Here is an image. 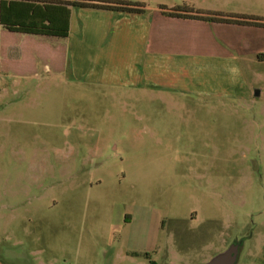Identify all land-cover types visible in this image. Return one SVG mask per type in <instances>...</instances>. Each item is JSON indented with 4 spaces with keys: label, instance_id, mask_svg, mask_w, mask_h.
Returning a JSON list of instances; mask_svg holds the SVG:
<instances>
[{
    "label": "rangeland",
    "instance_id": "1",
    "mask_svg": "<svg viewBox=\"0 0 264 264\" xmlns=\"http://www.w3.org/2000/svg\"><path fill=\"white\" fill-rule=\"evenodd\" d=\"M216 1L264 18V0ZM26 36L0 26V264H204L240 241L244 264L264 240L254 113L76 81L58 38Z\"/></svg>",
    "mask_w": 264,
    "mask_h": 264
},
{
    "label": "crops",
    "instance_id": "2",
    "mask_svg": "<svg viewBox=\"0 0 264 264\" xmlns=\"http://www.w3.org/2000/svg\"><path fill=\"white\" fill-rule=\"evenodd\" d=\"M134 1L145 6L144 14L71 9L69 35L58 38L49 55L61 64L67 62L76 81L184 95L214 111L222 106L254 113L253 122L264 126V105L260 108L258 101L264 96V62L258 59L264 54V28L171 17L160 9L189 4L204 12L232 14L217 8L216 0ZM24 35L22 41H35L34 36ZM4 42L8 63L23 58L24 49L15 51L7 45V34ZM262 179L264 187V175ZM247 255L244 264H264V240ZM203 257L199 255V260Z\"/></svg>",
    "mask_w": 264,
    "mask_h": 264
},
{
    "label": "trees",
    "instance_id": "3",
    "mask_svg": "<svg viewBox=\"0 0 264 264\" xmlns=\"http://www.w3.org/2000/svg\"><path fill=\"white\" fill-rule=\"evenodd\" d=\"M73 8L131 14H144L146 11L143 4L127 0H0V24L14 33L66 38L69 35ZM160 9L171 17L264 28V18L257 16L204 12L189 4L178 5L172 9L160 6ZM258 59L264 62V54H260Z\"/></svg>",
    "mask_w": 264,
    "mask_h": 264
},
{
    "label": "water",
    "instance_id": "4",
    "mask_svg": "<svg viewBox=\"0 0 264 264\" xmlns=\"http://www.w3.org/2000/svg\"><path fill=\"white\" fill-rule=\"evenodd\" d=\"M242 243L243 241H240L231 245L226 251L217 254L204 264H236Z\"/></svg>",
    "mask_w": 264,
    "mask_h": 264
}]
</instances>
